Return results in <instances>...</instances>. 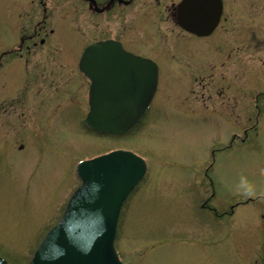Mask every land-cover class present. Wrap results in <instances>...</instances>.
Masks as SVG:
<instances>
[{"label": "rangeland", "instance_id": "1", "mask_svg": "<svg viewBox=\"0 0 264 264\" xmlns=\"http://www.w3.org/2000/svg\"><path fill=\"white\" fill-rule=\"evenodd\" d=\"M63 8L53 10L48 28L58 29ZM37 13L0 0V46L19 45V33L32 28ZM167 17L162 29L173 23ZM82 22L79 29L70 16L68 34L61 35L71 53L98 35L90 19ZM243 34L249 44L250 30ZM178 44L165 62L151 54L159 61L158 89L140 125L121 136L85 128L88 80L77 69L42 67L33 61L43 56L35 55L16 85L15 71H1L0 257L27 264L79 186L78 164L120 149L147 163L122 208L115 241L122 263L250 264L254 212L264 206V115L257 135L219 149L255 121L250 110L252 96L264 92L263 64L250 61L248 48L242 54L250 62L222 65L226 50L217 32L205 41L184 35ZM247 198L255 200L246 204ZM231 210L233 216L224 214Z\"/></svg>", "mask_w": 264, "mask_h": 264}, {"label": "water", "instance_id": "2", "mask_svg": "<svg viewBox=\"0 0 264 264\" xmlns=\"http://www.w3.org/2000/svg\"><path fill=\"white\" fill-rule=\"evenodd\" d=\"M177 10L182 28L205 36L219 22L222 1L182 0ZM79 69L91 82L85 125L106 135L127 134L154 97L157 65L106 41L85 48ZM145 163L120 149L81 161L76 169L79 187L29 264H123L114 246L118 219L126 198L145 176ZM0 264L8 263L0 257Z\"/></svg>", "mask_w": 264, "mask_h": 264}, {"label": "flooded vegetation", "instance_id": "3", "mask_svg": "<svg viewBox=\"0 0 264 264\" xmlns=\"http://www.w3.org/2000/svg\"><path fill=\"white\" fill-rule=\"evenodd\" d=\"M16 6L23 4L28 6V11L38 10L41 14L36 23L30 29L22 28L19 33L18 41L14 45L0 46V73L2 71H15L16 78L13 84H18L19 70L22 67L30 65L32 58L36 55L38 61H33L42 67H53L56 70L66 69L71 67L77 69L79 62L86 46L100 41L112 40L119 43L122 50L131 53L135 56L148 58L158 65L159 61L151 56L152 53L162 63L168 55L173 56L176 50H179V42L184 35H189L191 38H198L204 41L217 32L220 35V43L224 46L225 52L222 65L229 62L233 66H239L246 62L262 65L264 68V0H222V13L219 23L212 34L209 36H197L188 32L179 25L178 22V3L181 0H11ZM61 9L60 23L57 28L47 27L48 18H50L54 9ZM169 13L172 24H168L165 29H162L161 23L165 22V15ZM22 14L17 15L20 18ZM78 21V28L81 29L83 20L90 19L95 33H98L93 39L87 41L84 46H77L78 52L74 53L73 47L70 52L66 45H63L61 35L68 34L66 21L69 17ZM68 17V19H66ZM85 17V18H84ZM134 20V21H132ZM134 22L130 26V22ZM63 23V24H62ZM167 23V22H166ZM153 29L155 35L150 32ZM250 30L251 41L244 39V32ZM17 35V28H16ZM54 37L51 38L50 35ZM18 38V35L16 36ZM13 37L12 41L16 39ZM231 37V38H230ZM222 39V41H221ZM56 40V42H55ZM10 42L12 44L13 42ZM53 42L59 45H53ZM249 45V46H248ZM248 46V47H247ZM111 48V51H114ZM250 49L252 55L250 61H246L242 52L243 49ZM247 53V52H246ZM75 54V55H74ZM120 56V55H119ZM109 57V56H108ZM21 59V61H18ZM47 59V60H44ZM50 60L51 62H48ZM7 70H3L6 68ZM41 61V62H39ZM165 62V61H164ZM49 65V66H48ZM46 69V68H45ZM79 72V71H78ZM80 74V73H79ZM82 74V73H81ZM80 74V75H81ZM82 76V75H81ZM253 110H250L255 117V121L244 128L241 134H233L227 145L219 150L227 149L233 146L235 141L245 143L252 135H257V123L262 115H264V92H258L252 96ZM1 117V116H0ZM264 117V116H263ZM252 119V118H251ZM250 119V120H251ZM1 123V121H0ZM255 199H248L244 203H252ZM216 215L221 216L223 213H218L215 208H210ZM254 212L256 216L255 225L256 243L253 258L250 264H264V206H257ZM233 216L234 210L229 213ZM255 219V218H253Z\"/></svg>", "mask_w": 264, "mask_h": 264}]
</instances>
